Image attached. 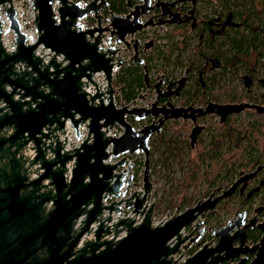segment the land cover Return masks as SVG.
<instances>
[{"label": "water", "instance_id": "water-1", "mask_svg": "<svg viewBox=\"0 0 264 264\" xmlns=\"http://www.w3.org/2000/svg\"><path fill=\"white\" fill-rule=\"evenodd\" d=\"M29 1L37 34L32 45L21 32L12 0H0L8 31L15 36L14 50L7 52L0 20V264H223L247 251L256 252L252 264H264V238L259 246L243 249L246 228L241 229L240 221L233 228L228 224L213 231L215 246L205 244L186 257L198 238L183 231L192 225L200 228L203 222L195 221L204 213L208 216L221 198L199 201L156 225L152 223L155 204H149V143L165 121L195 122L196 117L212 114L226 119L251 106L208 105L195 110L175 109L167 103L157 109L160 99L179 96L186 76L169 83L165 91L159 89L163 81L154 85L157 97L149 108H137V100L120 102L119 107L114 101L120 93L113 88L114 71L143 65L138 57L140 42L132 41L131 46L126 39L148 27L194 20L198 0L171 4L139 0L140 5L125 17H106L107 0ZM187 2L192 6L190 17L181 20L171 9ZM154 11L160 12L156 24L154 17L140 20ZM87 19L94 24L85 26ZM131 49L134 54L128 61L118 56ZM144 72L150 88L146 68ZM96 74L103 75V87L94 82ZM90 86L93 95L86 91ZM147 119L152 123L140 129L131 122L141 124ZM66 124L78 140L80 126L88 131L87 138L71 151H64L59 139L65 135ZM115 127L121 130L118 137L109 135ZM138 154L144 155L140 189L132 184L131 165H127L128 158ZM68 164H72L70 175ZM109 198L113 203L105 204ZM123 210L130 216L122 218Z\"/></svg>", "mask_w": 264, "mask_h": 264}, {"label": "flooded vegetation", "instance_id": "flooded-vegetation-1", "mask_svg": "<svg viewBox=\"0 0 264 264\" xmlns=\"http://www.w3.org/2000/svg\"><path fill=\"white\" fill-rule=\"evenodd\" d=\"M176 1L178 0L173 2L161 0V2L170 4ZM107 2L108 8H106L104 12H106L105 16L109 17L110 14L115 13H113L108 0ZM210 2H212V0L197 1L193 15L194 20L182 24L148 27L140 34H137L134 38L126 39V42L131 44V46L133 45L132 41L138 40L140 42L138 57L143 60V65L130 64L122 68H126L131 65L140 66L143 70V80L145 76L144 68L147 69L146 76L149 81L150 88L147 87L144 80L145 90L138 95L136 100L138 102L140 101L138 100L139 97L142 98L141 100H146L151 97L153 101L152 103L148 102L147 105L143 107L149 108L150 105L156 101L157 94L152 89L154 85L163 81V84L159 87V89L161 91H165L169 83L176 82L184 76H186L187 80L179 96H171L169 99H160L157 103V109H161L166 106L167 103L171 104L175 109L193 108L195 110L205 109L208 105H225L218 100V97L223 95L221 92L222 90L220 89L219 91H216L214 99L206 96V92L204 90H202L200 94H198L197 91H193L192 94L198 95L197 97H195V95L192 98H187L185 96L186 88H189L191 85L196 88V86L193 85L195 79V81L200 82L202 88H204L205 85L203 79L207 78V76H215L213 74L207 75L208 72L217 70L220 66L219 63L213 62L212 58H205L201 74L191 76L190 69L186 68L176 79L168 78L164 74H158L154 71L149 73L145 60V58L152 53L155 46L165 43L164 41L160 43L159 40H157V37L159 35H166L175 27L185 26L190 31V34L199 32V40L201 41V44H203L202 42H209L210 44H213L226 29L232 28L234 21H232V19L224 20L222 13L217 10L214 11L216 6L212 5ZM154 4L155 1L152 3V6H154ZM138 5H140L139 0H127L125 1L123 7L124 11L121 14L116 15L125 17L129 14L130 10H134ZM191 8V3L187 2L173 7L171 11L178 13L180 19L184 20L185 18L190 17L189 11ZM151 17H154L153 23L156 24L160 19V12L154 11L150 13L148 17H142L140 20L142 22H146ZM164 20H169V18L165 17ZM220 40L221 39H218L217 41ZM146 45L148 47L147 49H144V46ZM115 47L118 48L119 46ZM120 47L124 48L122 45H120ZM133 54V49H131V52H122L118 56H120L124 61H128ZM262 63H264V60ZM122 68L114 71L113 81L116 74ZM236 81L241 83V90L243 93L245 92V95H242V93L239 94V96L245 97L246 99L240 104H247L251 107L227 117L237 120L230 132L226 134L224 133L225 119L216 114L196 117L195 122L192 121V119H179L177 121L169 119L162 124L160 132L158 134H154L150 140V143L152 140H156V144L153 149H151L149 143L151 171L150 181L152 183L149 204L154 203L151 202L154 189L152 178L156 177L158 173L156 171L157 167H155L156 174H152L151 166H154L157 163L156 159L158 158H160V160L163 159V161H165V158H168V162H177V164H180L182 161L184 163L189 161L196 162L205 158V165H201V171L199 173L195 171V165H192L190 169L187 166L183 170H181V168L179 169L182 172V178L181 180L176 181V186L172 190L171 194H169V201L164 207L165 209L171 208L177 210L175 211L177 213L174 212L173 215L184 212L189 208H193L199 201H213L221 198L208 216L207 213H204L195 221L203 222L200 228L195 230L193 228L194 225H192L189 229L183 231L185 236L191 235L192 238H198L196 242L190 244L186 252V257L192 256L205 244L215 246L216 242H213L212 232L220 231L228 224H231L230 226L233 228L235 221L241 222V229L246 228V241L243 249L251 250L256 246H259L261 240L264 238V112L257 109H264V73L260 69H257V71H254L251 75H241L238 79H236ZM175 87H173V90ZM113 88H115L114 85ZM120 93L118 94L120 95ZM208 100L210 101L208 102ZM143 107L137 106V108ZM166 109L169 108L166 107ZM243 113L245 118L241 119L240 117ZM131 122L134 124L135 128H137V126H141L142 128V126L151 124L152 120L147 119L141 124H137L132 120ZM224 135L227 137L226 139H224ZM253 146L256 147V151L258 153L257 155H259V161L257 164L249 166L247 164L250 160L251 154L248 153V150H250ZM162 147L165 148L163 149ZM215 148L219 163L224 158V154L231 156V160L234 162L233 171L231 173H227L223 170H217L215 172L211 170V160H209V158ZM138 155L143 157L142 161H135L132 163L131 158H133V156H131L127 160V165H131L129 175L132 177V184H139V187L141 188L144 172V155ZM109 161L111 163L114 162L113 160ZM241 163L243 164L242 166ZM120 171H122V169H119V172ZM192 174L198 177L194 183L190 181ZM250 175L253 176L248 177ZM185 177L188 178L184 184L187 189L186 195L188 199H192V204L185 208L184 211H181L180 208L183 203V197L180 193L182 187H180L179 184ZM230 188H234L233 192L231 195H227L225 197V193ZM131 190L127 192L126 196L129 195ZM113 201L114 200L112 198H109L105 201V204H111ZM233 232L236 231L234 230ZM233 232L230 236L233 235ZM233 248H237V243L233 244ZM255 258L256 252L250 253L247 251L234 258L231 262L228 261L223 264H239L240 262H243V264H252Z\"/></svg>", "mask_w": 264, "mask_h": 264}, {"label": "trees", "instance_id": "trees-1", "mask_svg": "<svg viewBox=\"0 0 264 264\" xmlns=\"http://www.w3.org/2000/svg\"><path fill=\"white\" fill-rule=\"evenodd\" d=\"M72 1L82 2V0ZM108 1L113 13L121 14L124 11L123 7L127 0ZM163 1L173 2L175 0ZM210 3L216 6L214 11L217 10L222 13L224 20L232 19L234 21L233 27L235 28L226 29L218 38L221 39L220 41H217V39L213 44L209 42H202L203 44H201L199 32L190 34V31L185 26L175 27L166 35L157 37L160 43L162 41L165 43L155 46L152 53L145 58L147 68L149 73L154 71L171 79L179 77L186 68L190 69L191 76H197L201 74L205 58H212L213 62L219 63L220 66L217 70L208 72L207 75L213 74L215 76H207V78L203 79L204 88L195 79L193 85L196 88L192 85L186 88L185 96L192 98L195 95L192 94L193 91H197L200 94L204 90L206 96L214 99L216 91L220 89L223 93L222 96L218 97L220 102L225 105H237L246 99L234 93L231 83L241 75L253 74L257 69L264 73V63H262L264 60V0H212ZM92 25L93 20L87 19V26ZM225 82H229V84L226 85L224 84ZM113 84L121 90L120 102L130 104L145 90L142 68L138 65L122 68L116 74ZM197 96L195 95V97ZM236 122L237 120L234 118L225 119L224 133L230 132ZM226 138L224 135V139ZM155 144L156 140H152L150 143L151 149H153ZM255 146L248 150V153L251 154L247 164L249 166H253L259 161ZM217 159L215 148L209 158L212 171L223 170L227 173L233 171L234 162L231 160V156L224 154V158L220 163ZM204 160L205 158H202L196 161L197 163L194 161L184 163L182 161L180 163L181 170L186 168V166L190 169L192 165H195V171L199 173L201 165H205ZM164 163H168V158H165ZM151 169L152 174H156L155 165L151 166ZM197 178L196 175L192 174L190 181L194 183ZM187 180L188 178L185 177L179 184L182 187L180 193L183 197L181 211H184L185 208L192 204V199H188L186 195L187 189L184 184Z\"/></svg>", "mask_w": 264, "mask_h": 264}, {"label": "built area", "instance_id": "built-area-1", "mask_svg": "<svg viewBox=\"0 0 264 264\" xmlns=\"http://www.w3.org/2000/svg\"><path fill=\"white\" fill-rule=\"evenodd\" d=\"M12 7L16 13V19L19 23L21 32L24 33L28 39V44L29 45L34 44L36 42L37 34H36V29L33 25L35 15L30 1L12 0ZM0 20L3 22V27H2L3 34L1 38L2 46L7 52H12L14 50V45H15L14 43L15 36L11 31H8L9 23L2 8H0ZM37 54L38 55L40 54V50L37 52ZM93 79L94 82L99 87H103L105 85L104 77L102 74H96ZM86 91L91 95L94 94V89L91 86ZM87 134L88 131L85 128V126L84 125L80 126L79 127L80 139L78 140L76 138L75 131L68 124H66L65 135L59 137L60 142L64 144V151H71L75 148H78L80 144L87 138ZM120 134L121 131L119 128H114L109 133V135L113 137H118L120 136ZM71 167L72 164L67 165L68 175H70ZM120 216L122 218L128 217L130 216V212L129 211L124 212L123 210Z\"/></svg>", "mask_w": 264, "mask_h": 264}, {"label": "rangeland", "instance_id": "rangeland-1", "mask_svg": "<svg viewBox=\"0 0 264 264\" xmlns=\"http://www.w3.org/2000/svg\"><path fill=\"white\" fill-rule=\"evenodd\" d=\"M87 1H90V0H82V2H87ZM83 24L87 26V20L83 21ZM224 84L228 85L229 82H225ZM231 84H232L234 93L237 96H239L240 93H242V95L245 93V92L243 93L241 90L242 88H241L240 82L235 80ZM114 89H116V87ZM114 101H115L116 106L119 107L121 103H120V95L118 93L115 94ZM152 101L153 99L151 97L147 98L146 100L145 99L140 100L137 102V106L143 107V106H146L148 102L152 103ZM240 118L241 119L245 118L244 113L241 115ZM140 128L141 126H137L136 129H140ZM162 148L164 149L165 147H162ZM142 160H143V157L140 155H133V158H131L132 163L135 161L138 162ZM156 160H157V163L155 164V167H157L156 171L158 173L156 177L152 178L153 183H154V189H153V196L151 197V202H154L156 204V208H155V211L152 217L153 224L159 223L165 219L170 218L173 215V213L177 211L174 209L165 210L164 207L167 205L169 201L168 200L169 194H171L172 190L176 186V181H179L182 178V172L179 170L181 168L180 164H177V162L164 163L163 159L160 160V158Z\"/></svg>", "mask_w": 264, "mask_h": 264}]
</instances>
